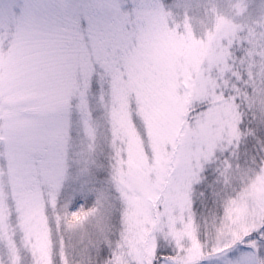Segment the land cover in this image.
I'll use <instances>...</instances> for the list:
<instances>
[{"label": "snow or ice", "instance_id": "1", "mask_svg": "<svg viewBox=\"0 0 264 264\" xmlns=\"http://www.w3.org/2000/svg\"><path fill=\"white\" fill-rule=\"evenodd\" d=\"M236 7L239 14L245 10ZM245 32L244 25L229 24L207 38L195 60L198 69L179 77L188 103L176 171L189 187L182 202L169 204L161 196L154 209L170 206L164 220L174 222L183 238L171 247L161 243L140 264H264V34ZM188 38L163 0L0 5V187L7 180L20 200L43 201L45 215L56 196L65 223L88 224L95 242L79 245L82 256L73 257L78 264L113 259L103 229L109 228V239L116 235L111 229L123 227L117 204L133 195L113 179L114 150L107 166L95 160L81 166L74 158L81 129L91 140L101 114L114 129L118 89L126 85L138 93L141 77L158 67L161 54ZM136 93L130 109L143 130ZM13 204L19 221L24 209ZM210 212L220 221L212 239L202 231ZM54 222L51 217L49 225Z\"/></svg>", "mask_w": 264, "mask_h": 264}, {"label": "rangeland", "instance_id": "2", "mask_svg": "<svg viewBox=\"0 0 264 264\" xmlns=\"http://www.w3.org/2000/svg\"><path fill=\"white\" fill-rule=\"evenodd\" d=\"M10 2L0 0V5ZM163 4L174 12L175 20L182 27H187L189 38L179 47L161 54L158 67L141 77L138 93L126 85L118 89L120 106L114 118V129L108 127L107 115L101 114L93 121L92 139L81 129L74 147V158L81 166L89 160L107 166L112 163L109 157L114 150L117 159L113 179L133 191L131 197L126 196L123 203L117 204L123 214V227H113L111 231L116 235L111 239L107 225L103 229L106 233L103 243L113 245V259L109 264H133V261L140 264L146 255H154L161 243L171 247L174 239L183 238L174 222L164 220L171 211L170 206L164 212L154 209L155 200L161 196L169 204L182 202L189 187L176 171L181 161L178 149L186 140L179 128L184 124L182 117L188 103L180 93L179 77L189 69H198L195 60L199 49L206 46L207 38L229 24L244 25L246 32L242 35L249 31L264 34V0H163ZM238 4L245 6L242 14L238 13ZM256 63L259 65L260 61ZM194 84L185 81L186 87H194ZM133 93L139 102L138 115L143 130L133 122L130 109ZM5 102L14 101L6 99ZM122 153L126 154V159ZM101 156L105 158L103 161ZM8 183L5 180L0 187V259L4 264H8L10 256L13 264H78L73 257L82 256L79 245L95 242L90 238L89 225L79 221L65 223L57 214L56 196L49 202L51 211L45 215L43 201L29 204L20 200L16 193L10 192ZM137 190L142 195H135ZM13 200L24 209L19 221ZM149 201L152 208L148 206ZM132 208L134 210H130ZM244 211L246 206L241 208V212ZM51 217H55V222L50 226ZM219 224L215 213L210 212L202 223V231L212 239Z\"/></svg>", "mask_w": 264, "mask_h": 264}]
</instances>
